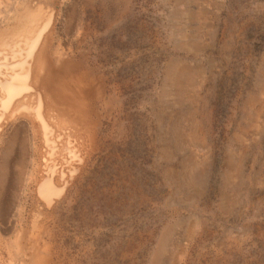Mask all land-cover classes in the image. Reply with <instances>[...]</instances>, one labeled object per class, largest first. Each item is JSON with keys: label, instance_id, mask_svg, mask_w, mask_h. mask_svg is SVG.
I'll list each match as a JSON object with an SVG mask.
<instances>
[{"label": "rangeland", "instance_id": "obj_1", "mask_svg": "<svg viewBox=\"0 0 264 264\" xmlns=\"http://www.w3.org/2000/svg\"><path fill=\"white\" fill-rule=\"evenodd\" d=\"M54 8L110 104L51 264H264V0Z\"/></svg>", "mask_w": 264, "mask_h": 264}, {"label": "bare ground", "instance_id": "obj_2", "mask_svg": "<svg viewBox=\"0 0 264 264\" xmlns=\"http://www.w3.org/2000/svg\"><path fill=\"white\" fill-rule=\"evenodd\" d=\"M56 1L0 0V264H51L52 226L110 104L109 76L74 59L88 34L58 38Z\"/></svg>", "mask_w": 264, "mask_h": 264}]
</instances>
